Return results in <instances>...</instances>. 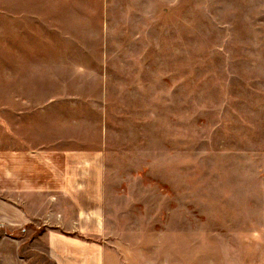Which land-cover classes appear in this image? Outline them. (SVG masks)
<instances>
[{"label": "rangeland", "instance_id": "1", "mask_svg": "<svg viewBox=\"0 0 264 264\" xmlns=\"http://www.w3.org/2000/svg\"><path fill=\"white\" fill-rule=\"evenodd\" d=\"M47 7L64 46L42 79H9L1 58L0 234L43 228L11 203L16 149L98 151L121 264H264V0Z\"/></svg>", "mask_w": 264, "mask_h": 264}, {"label": "crops", "instance_id": "2", "mask_svg": "<svg viewBox=\"0 0 264 264\" xmlns=\"http://www.w3.org/2000/svg\"><path fill=\"white\" fill-rule=\"evenodd\" d=\"M47 2L0 0V65L7 57L9 79H42L32 76L34 66H47L49 49L64 46L49 41ZM100 157L79 149H16L7 174L11 203L22 211V224L43 228L28 245L23 236L0 234V264H121L104 233Z\"/></svg>", "mask_w": 264, "mask_h": 264}]
</instances>
